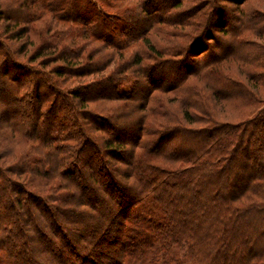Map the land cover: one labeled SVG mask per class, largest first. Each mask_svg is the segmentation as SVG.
I'll return each instance as SVG.
<instances>
[{
  "label": "trees",
  "instance_id": "trees-1",
  "mask_svg": "<svg viewBox=\"0 0 264 264\" xmlns=\"http://www.w3.org/2000/svg\"><path fill=\"white\" fill-rule=\"evenodd\" d=\"M31 7L78 33L0 55V264H264V26L212 0L158 43L157 8Z\"/></svg>",
  "mask_w": 264,
  "mask_h": 264
},
{
  "label": "rangeland",
  "instance_id": "rangeland-1",
  "mask_svg": "<svg viewBox=\"0 0 264 264\" xmlns=\"http://www.w3.org/2000/svg\"><path fill=\"white\" fill-rule=\"evenodd\" d=\"M48 3L53 4L54 6L57 5L58 9L57 12L59 14H64L68 10H60L61 7L66 6V3L69 2V4L72 2H75V0H45ZM180 2V5L178 8L174 7L173 4ZM0 2H6V6L4 8V15L6 16H13L14 18L18 19L20 24L13 25L11 24V20L5 19V17L0 18V55L4 54L5 50H9L10 52L15 53V56L22 60L25 64H28L33 69H41L38 65L37 61L29 62L27 59V56L29 54V50L31 48V42L32 40L36 39L35 33L39 31L40 27H42V23H44L46 20H52L51 16L48 13H45V16L41 17L40 19L36 21L30 20L28 16H30L32 12L31 2L33 0H0ZM239 2V6L237 7L234 2L226 1V0H220V4H227L230 9H239L242 8L243 11L246 13L252 14L254 16V19L252 20V23L255 24L257 28H262L264 26V0H237ZM8 3L10 4V9L7 8ZM101 3L103 4L104 9L108 12H115V14H119L122 17H127L132 22L134 21L133 17L136 16V10H141L143 7L148 8H157L158 11L164 10L165 14L169 16V20L166 23L155 25L153 28L149 31V38L152 41H157L158 43H164L167 41H180V37H175L176 33L179 31L183 32H192L193 28L189 25H186V22L190 20V18L187 16L189 12L192 10H195L197 8L203 7L201 12H208L213 9L212 7V0H101ZM12 8V9H11ZM130 8V9H129ZM57 14V13H56ZM59 17V16H58ZM31 18V16H30ZM30 20V21H29ZM194 23H203L204 17L202 15H199L196 17V19H193ZM57 22L58 27H62L64 30H70L78 33V28L75 24L70 22L65 23H59L56 19L52 20L51 25H54ZM26 23V24H25ZM20 27H23L26 30V34H17L18 37L12 38V33L10 29H19ZM10 28V29H9ZM8 30V31H6ZM3 31V32H1ZM6 31V32H5ZM27 32H30L31 35H28ZM34 33V34H33ZM66 33V32H64ZM21 34V36H20ZM69 34H65V37H67ZM173 35V37H171ZM30 36V37H29ZM76 36V35H75ZM74 36V37H75ZM170 38V40H169ZM89 38H81L79 39L80 42L87 41ZM89 44L90 47L97 46L99 43L95 41H90ZM10 48H8L9 46ZM6 49H5V47ZM136 46V45H135ZM134 46V47H135ZM132 47V48H134ZM132 50V49H131ZM130 50V51H131ZM129 52V51H127ZM51 65H48L44 67L45 70H48ZM32 72V71H31ZM93 76H87L80 79V81L83 83L88 82L91 80ZM73 83H68L66 86H77V80L72 81ZM99 103H92L88 106L97 105ZM107 104H114V103H108ZM71 116V115H70ZM82 120L79 118V121ZM73 123H70V127L67 129L68 131L72 130L73 128H76L77 125H75V120H71ZM81 124V123H80ZM6 146V145H5ZM8 149V147H6ZM0 150L2 152V147H0Z\"/></svg>",
  "mask_w": 264,
  "mask_h": 264
}]
</instances>
